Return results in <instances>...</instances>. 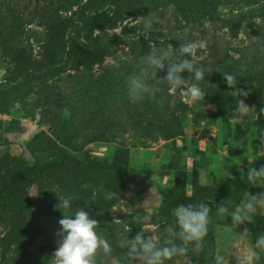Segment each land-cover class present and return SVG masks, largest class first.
<instances>
[{
  "label": "rangeland",
  "instance_id": "obj_1",
  "mask_svg": "<svg viewBox=\"0 0 264 264\" xmlns=\"http://www.w3.org/2000/svg\"><path fill=\"white\" fill-rule=\"evenodd\" d=\"M264 8V0H220L216 20L186 24L176 10L167 8L151 11L141 16H126L113 30L98 29L94 36L105 47L104 52L88 50L87 63L79 71H68L57 82L64 91L68 103L75 102V107L68 106L61 117L75 120V140L78 146L73 154L82 162L86 155L97 161L100 166L92 174V180L83 188L97 203L84 208L92 218L99 221L97 232L112 245V255L122 264H139L125 258L126 250L119 246V240L128 236L133 238L140 230H157L161 245L165 240L180 244L178 236H172L171 230L178 232L176 218L173 215L178 204L191 203L194 187L209 186L223 193L225 181L240 173L246 185V193L264 192V185L255 186L247 179L249 168L259 169L264 165V136L257 128V113H249L242 123L234 124L235 109L228 107L225 101L212 103L205 97L192 102L181 97L186 106L183 129L174 140L145 139L142 135L132 136L127 131L132 121V107L141 106V102L132 103L129 98L128 81L139 75L145 68L144 58L150 51V45L159 48L172 46L176 52L180 45L204 40L206 47L198 50L191 59L197 65L211 68L205 74V80L198 82L200 88L208 90L217 86L225 67L239 78L237 88L248 92L247 97H234V89H226L227 95L234 99H247L264 85V19L250 13V10ZM247 13V20L241 24L239 34L231 38L222 21L234 19L238 13ZM64 17L70 13H63ZM146 24L150 25L146 29ZM24 39L32 46L37 55L48 40V33L33 23L25 27ZM89 49V48H88ZM93 50V51H91ZM181 57L174 54L172 62ZM223 61V62H222ZM216 62L226 64L214 68ZM7 64L0 48V79L6 71ZM166 75V68L157 73L158 78ZM182 77L190 78L187 71ZM100 83H95L99 80ZM157 84V81H150ZM195 82V81H194ZM102 83V85H101ZM164 88L166 85H159ZM173 98L177 93L168 91ZM208 98V95H206ZM35 95H18L8 116L0 115L4 121L3 138L11 142L10 151L14 156L23 154L24 146L40 132L50 133L52 115L38 101ZM115 103V105H110ZM214 106V107H213ZM99 110L115 122L111 133L103 141L87 143V136L101 129ZM130 112V113H129ZM13 120L12 125H8ZM176 151H182L184 161L179 169H168L167 163ZM117 168L126 184L124 194L114 193L110 189L111 168ZM34 196V191H30ZM60 192L47 193L41 204L43 218L54 236L57 248V233L60 231L59 219L63 213L54 209ZM210 208V224L203 240V249L196 251L189 245L186 257L174 258L165 264H215V256L225 257L227 264H237L242 251L250 248L259 235L264 234V208L253 214V222L233 225L228 215H217L216 204L207 203ZM238 205L232 206L229 212ZM75 211V209H71ZM217 225L222 230L217 231ZM247 229V231H245ZM6 227L0 223V242ZM151 233H145L150 235ZM239 243V247H237ZM262 254L264 251L259 250ZM97 264H104L102 254L97 255ZM0 264H12L10 255L2 250L0 243ZM53 264V259H49ZM259 264V259L255 260Z\"/></svg>",
  "mask_w": 264,
  "mask_h": 264
},
{
  "label": "trees",
  "instance_id": "obj_2",
  "mask_svg": "<svg viewBox=\"0 0 264 264\" xmlns=\"http://www.w3.org/2000/svg\"><path fill=\"white\" fill-rule=\"evenodd\" d=\"M169 6L183 22L196 24L216 20L220 0H0V48L7 64L0 79V115H9L15 97L20 94L37 95L41 106L52 115L51 132L36 134L25 144L20 156L11 154V142L3 138L1 127L5 123L0 119V223L6 227L0 243L2 250L10 255L12 264H49L52 258L56 249L54 236L41 208L47 193L60 192L72 197V209L97 207L83 185L92 180V174L100 164L88 155L82 162L73 154L78 149L75 120L71 117L59 120L58 114L68 106L75 107V102L68 103L57 82L68 71L77 72L83 65H90L86 60L88 50L105 51L104 45L96 41V30H113L126 16H141ZM250 11L264 19V8ZM63 13L70 15L64 17ZM247 13L240 12L233 20L222 21L231 38L238 36L241 24L248 18ZM33 23L48 33V40L37 55L24 39L25 27ZM222 62H216L214 68L225 66ZM225 72L234 75L228 67ZM66 75L73 77L69 73ZM235 77L237 82L242 80ZM95 83H100V79ZM227 88L222 75L217 86L204 91L205 98L212 103L225 101L228 107L235 109L236 99L227 95ZM168 91L165 87L166 99L162 108L147 98L141 106L132 107L130 112L134 118L127 128L132 136L166 140L177 137L184 127L186 106L179 94L170 104L173 97ZM243 100L259 111L264 107V85L259 86L253 97ZM99 120L101 129L87 136V143L103 141L108 133L115 132L112 130L115 122L101 110ZM13 123L10 120L8 125ZM256 123L259 134L264 136V115H257ZM183 161V152L176 151L167 168L179 169ZM110 174L111 191L124 194L126 184L119 170L111 168ZM32 190L34 196L30 195ZM245 195L246 185L240 173H234L225 181L223 193L197 185L193 197L188 200L193 204L228 202L231 210ZM257 252L259 264H264V254Z\"/></svg>",
  "mask_w": 264,
  "mask_h": 264
},
{
  "label": "clouds",
  "instance_id": "obj_3",
  "mask_svg": "<svg viewBox=\"0 0 264 264\" xmlns=\"http://www.w3.org/2000/svg\"><path fill=\"white\" fill-rule=\"evenodd\" d=\"M150 25L146 24V29ZM206 47V41L198 40L187 44H182L176 52L172 46L167 48H157L155 44L150 45V51L144 58L145 68L139 75L132 76L128 81L129 98L132 103L143 102L146 98L157 103L159 107L164 106L165 88L159 85H166L172 93H177L192 102L203 100L205 93L200 88V81L205 80V74H210L213 70L203 65H195L191 59L182 57L194 56L198 50ZM178 54L181 59L176 62L171 61V57ZM166 68V75L157 77V73ZM187 71L192 74L190 78L182 77L181 73ZM226 84L234 89V97H247L248 92L238 89L236 77L230 73H223ZM150 81H157L153 84ZM195 81V82H194ZM214 107V106H213ZM236 118L233 123L243 122V118L249 113H257L258 117L264 115V107L259 111L255 106H249L243 99H236ZM247 179L252 185H264V165L257 170L249 168ZM58 203L53 207L63 213L58 223L60 231L57 233V248L52 259L53 264H97V255L102 254L104 264H122V261L113 256L112 245L106 238L101 236L97 229L99 221L92 218L84 208H73V198L68 196H57ZM87 205V201H85ZM259 208H264V192L257 194L246 193L245 198L233 211L229 212L228 202H221L216 205L217 215H228L231 217L233 225H240L245 222H253V214ZM173 215L176 218L178 232L171 230L172 236H178L181 243L176 244L173 240H165L161 245L160 236L157 230H140L133 238L128 236L119 240V246L126 250L125 258L138 261L139 264H165L166 261H173L174 258L186 257L189 252V245H193L194 250L203 249V240L208 233L210 220V208L207 203L178 204ZM221 226L217 225V231H221ZM247 231V229L245 230ZM145 233H151L145 235ZM239 247V243L236 245ZM257 250L264 251V234L259 235L255 243L247 250L242 251L238 257L237 264H255L258 257ZM179 264V259L176 260ZM215 264H227L225 257L217 254Z\"/></svg>",
  "mask_w": 264,
  "mask_h": 264
}]
</instances>
